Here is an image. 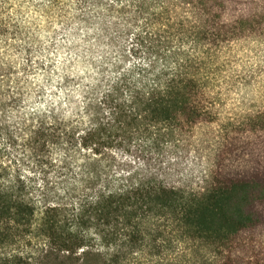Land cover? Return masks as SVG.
<instances>
[{
	"label": "trees",
	"instance_id": "obj_1",
	"mask_svg": "<svg viewBox=\"0 0 264 264\" xmlns=\"http://www.w3.org/2000/svg\"><path fill=\"white\" fill-rule=\"evenodd\" d=\"M77 2L118 58L0 145V264H264V0Z\"/></svg>",
	"mask_w": 264,
	"mask_h": 264
},
{
	"label": "rangeland",
	"instance_id": "obj_2",
	"mask_svg": "<svg viewBox=\"0 0 264 264\" xmlns=\"http://www.w3.org/2000/svg\"><path fill=\"white\" fill-rule=\"evenodd\" d=\"M99 17L77 0H0V145L26 172L35 173L25 149L31 132L53 114L72 119L83 90L118 58ZM52 158L65 162L67 155L58 150ZM68 159L72 174L80 175V153Z\"/></svg>",
	"mask_w": 264,
	"mask_h": 264
}]
</instances>
